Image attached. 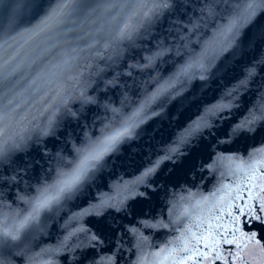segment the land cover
Returning <instances> with one entry per match:
<instances>
[{
    "label": "water",
    "instance_id": "obj_1",
    "mask_svg": "<svg viewBox=\"0 0 264 264\" xmlns=\"http://www.w3.org/2000/svg\"><path fill=\"white\" fill-rule=\"evenodd\" d=\"M96 2L0 0V106L20 105L8 131L20 147L9 143L0 157V229L14 228L38 190L70 169L76 148L135 124L79 191L42 212L20 241L0 246V264H212L205 244L213 237L223 255L237 257L229 264H264L256 199L264 191L250 188L238 167L264 159V119L253 120L264 116V11L225 40L242 0H168L131 41L106 48L116 24ZM64 5L67 23L41 32L42 18ZM197 61L204 70L182 71ZM37 126L47 134L37 136ZM262 182L259 173L251 181ZM245 215L243 231L260 244H224L234 217Z\"/></svg>",
    "mask_w": 264,
    "mask_h": 264
},
{
    "label": "snow or ice",
    "instance_id": "obj_2",
    "mask_svg": "<svg viewBox=\"0 0 264 264\" xmlns=\"http://www.w3.org/2000/svg\"><path fill=\"white\" fill-rule=\"evenodd\" d=\"M96 7L102 9L105 13L111 14L112 20L116 26L110 30L107 36L104 37L106 43L105 47H111L112 44H119L123 41H131L133 36L138 33L141 28L146 25H150L151 22L160 14L163 9L168 7V0H128L122 8H118L113 0H97ZM67 5H64L60 9L50 10L41 20L39 30L41 32H54L59 30L64 24L67 23V17L69 13L65 10ZM96 9H93L95 11ZM264 11V0H242V3H237L228 24L224 29L225 40L234 39L240 32L241 28L251 23L257 16L258 12ZM213 14V10H209V15ZM7 63V62H6ZM198 67L201 70L205 69V65L200 62L187 65L182 71L187 74V71L191 67ZM2 67V66H0ZM7 77L0 71V83ZM155 97H153L154 99ZM56 103L55 99L48 105L49 109H53L48 117V125L51 127L54 125L56 116L59 112L58 108H53ZM14 105V106H13ZM12 106V107H10ZM20 105L14 104L13 100H9L7 105L0 106V157L5 156V145L11 143L12 147L19 148L20 144L16 142L15 135H8V131L11 127L10 120L12 119L11 113L14 112ZM47 110V109H46ZM140 110L135 115H139ZM255 119H264V116L253 117ZM251 123V121H249ZM134 123L124 121L121 127L112 131L109 134L102 135L101 138L96 140H88L86 145L81 148H76L77 153L76 160L71 162V167L68 171H59L57 179L51 185H45L42 189L38 190V195L32 200L28 201L30 210L26 215L18 222V224L12 229H0V246H12L15 242L22 239V236L30 229L35 227L39 223V218L42 212H51L54 206H59L63 199L71 198L83 184L91 178L90 174L93 173L103 161L104 157L112 151L115 146L125 137L131 136ZM240 128L245 125L238 126ZM48 129H41L37 126L36 135L42 136L47 134ZM18 135V134H17ZM23 141L24 137H20ZM261 151V150H258ZM238 167L244 172L245 179L249 181V187H259L261 191H264V182L259 185L251 183L257 178L259 173L261 181H264V171H260L264 167V159L253 160L252 162H241ZM153 169H148L144 175H148ZM259 201V208L261 212H264V197H257ZM249 200H253L252 193L249 192ZM248 213L256 220H261L260 215H256L254 212L255 205L249 204L246 206ZM83 214V213H82ZM243 215V213H241ZM236 224L231 231L232 239H228V232L225 230L223 234V243L228 245H234L236 248L246 246L239 243L240 240L245 242L255 240L257 244L260 241L257 240V233L252 232L250 235L243 231V224L248 222V216L245 215L244 221L240 220V216H236L233 219ZM239 233V236H237ZM98 239V237H93ZM199 239V238H198ZM206 239V238H205ZM221 240L213 237L212 243L205 244V247L215 254V258L212 264H215V260L219 259L224 264H229L231 259L233 262L237 259L236 256H225L222 250L219 249ZM264 247V245H262ZM188 250L187 248L185 249ZM163 251V250H162ZM172 251H175L173 249ZM196 251H199L198 249ZM201 257H206L207 252H199ZM188 259L185 258L181 261V264H187ZM196 264H200V261H196Z\"/></svg>",
    "mask_w": 264,
    "mask_h": 264
}]
</instances>
